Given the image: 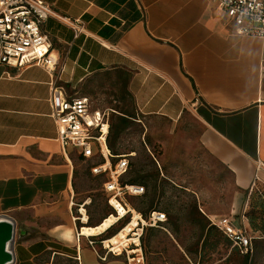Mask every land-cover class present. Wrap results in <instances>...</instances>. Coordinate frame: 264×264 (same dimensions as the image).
Segmentation results:
<instances>
[{"label":"crops","instance_id":"1","mask_svg":"<svg viewBox=\"0 0 264 264\" xmlns=\"http://www.w3.org/2000/svg\"><path fill=\"white\" fill-rule=\"evenodd\" d=\"M44 1L83 29L57 15L44 22L57 58L54 71L0 63V215L17 224L12 264H127L125 254L101 259L107 251L100 241L131 214L90 237L77 235L89 221L98 226L112 209L96 207L82 187L99 159L62 145L52 107L55 84L69 97H87L92 110L138 122L160 179L172 181L166 166L180 161L172 157L178 146L189 149L188 162L197 168L232 172L241 192L230 214L228 208L222 215L206 213L198 198L206 193L189 187L147 182L143 195L128 197L143 217L152 211L168 216L162 226L144 229L147 264H157L165 251L169 261L204 264L225 240L236 249L211 219L230 216L252 231L245 217L248 192L264 184V37L237 33L213 0ZM162 123L186 132L183 145L156 136ZM152 147L163 151L161 161ZM128 155L131 168L135 152ZM133 180L141 177L131 174L127 181ZM189 193L193 201L183 203ZM80 207L87 221L78 219Z\"/></svg>","mask_w":264,"mask_h":264},{"label":"built area","instance_id":"2","mask_svg":"<svg viewBox=\"0 0 264 264\" xmlns=\"http://www.w3.org/2000/svg\"><path fill=\"white\" fill-rule=\"evenodd\" d=\"M213 1L217 2L219 11L232 23L237 33L264 37V0ZM51 15L63 18L78 32L83 29L77 21L58 15L44 0H0V63L16 67L37 64L54 71L57 58L50 37L43 30L44 22ZM52 107L63 147L78 149L85 159L99 158V162L92 165L91 172L106 178L103 190L113 208L110 216L116 218L114 224L131 214L120 231L124 230L132 223L136 213L130 207L128 197L143 195L146 188L121 181L130 168V159L128 154H114L109 146L110 111L92 110L87 97H69L66 88L59 84L52 88ZM80 211L82 216L78 219L87 221L86 209L80 207ZM167 220L166 212L152 211L147 217L139 214L138 225L118 247L111 241L112 237L100 241L107 251L100 258L106 259L108 253L125 254L127 264H147L142 243L144 229L160 227ZM211 222L241 253L254 250L255 236L246 227L236 225L232 217L222 216L211 219ZM82 229L77 233L78 237L84 235ZM89 243L94 246L96 241L90 239Z\"/></svg>","mask_w":264,"mask_h":264},{"label":"rangeland","instance_id":"3","mask_svg":"<svg viewBox=\"0 0 264 264\" xmlns=\"http://www.w3.org/2000/svg\"><path fill=\"white\" fill-rule=\"evenodd\" d=\"M127 110H131V108H128ZM135 117L137 118V116ZM118 119L119 117L117 115L111 116L110 139L115 145V152L125 154L135 152L134 158L131 159V168L123 177L124 181L130 180L132 174L133 176L144 177L151 187L154 185L158 188L189 187L198 190V192L203 191L206 195H200L198 198L204 206L206 213L222 215L227 213L226 208H228V214H230V208L237 193L241 191L236 186L234 176L229 169L228 172H226L217 165L215 168L213 167L214 165L207 168L203 164L197 168V165H191L188 162L187 156L190 154L189 149L187 147L183 148L182 146H178L173 149L172 157L175 156L176 158H179L181 162L178 161V159L173 158L174 162H170V164L166 166V170L172 181L166 180V178L160 179L157 177L159 176L157 175L158 172L161 171L160 166L155 160L153 154H151L146 147L142 135V126H140L138 122L130 120L128 127L121 132L119 137H116ZM158 129L159 132L156 133L158 138H165L170 143L181 142L178 145H183L182 141L185 139L182 136H184L186 132L183 133L181 130L171 131L170 129H174V126L169 123H162V125L158 124ZM152 152L156 155L158 160L161 161L160 152L162 153L163 151L160 148L152 147ZM197 156L198 155H194V158L196 159ZM200 156L201 157H198V159H202V154ZM185 174H187L186 176L188 177H186ZM86 176V180L82 182V187L85 190H88V195L92 197L95 206L99 209H110L107 202V194L103 190V178L93 174H88ZM144 185L148 190V185ZM263 185L264 184H260L259 187L262 188ZM145 195L143 197H145ZM132 198L128 200L131 202ZM196 198L197 197H195V199ZM182 199L184 200L183 203H191L194 198L191 193H189L184 195ZM139 203L140 199L136 202L132 201L133 206ZM238 221L240 222V220ZM253 232L257 239L255 240L256 249L253 255L247 258L236 249H233L231 243L228 240H225L223 243L217 245L219 248L217 253L207 258L204 264H264V234L260 231H255L254 229ZM218 237L217 234H213L211 239H215L216 241L219 240ZM206 245H209V243H206ZM172 254L175 255V252H172ZM169 256L172 257L171 254H168L165 251V253L161 255V258L157 259V264H193L191 261L187 260V258L183 260L173 258L175 259L174 261H169ZM201 264H203V262Z\"/></svg>","mask_w":264,"mask_h":264},{"label":"trees","instance_id":"4","mask_svg":"<svg viewBox=\"0 0 264 264\" xmlns=\"http://www.w3.org/2000/svg\"><path fill=\"white\" fill-rule=\"evenodd\" d=\"M118 128L116 129L117 130V135L116 137H119L121 135V132L128 127L129 125V122H130V118L129 117H125V116H120L119 119H118ZM110 135H111V132H110ZM111 136L109 137V146L111 148V150L113 151L114 154H121V153H118V152H115V145L111 142L110 140ZM129 172V170H128ZM127 172V173H128ZM126 173V174H127ZM125 174V175H126ZM124 175V176H125ZM96 176H99V177H102L103 178V183L105 182L106 178L104 176H101V175H96ZM121 177V181L123 183H128V184H142L143 186H145L144 184H147V180H145L144 177H141V180L140 181H136V180H133L131 183L129 181H124L123 180V177ZM135 182H139V183H135ZM261 183H257L254 185V187L252 188L251 191L248 192V207H247V210L245 212V217L249 220L250 222V226H251V229H252V233H253V229L255 231H260L264 234V185L261 187H259ZM146 188V187H145ZM107 194V193H106ZM108 194H107V202H108ZM109 204V202H108ZM110 206V205H109ZM111 207V206H110ZM112 211L110 213H108L103 219L102 221L99 223L101 224L110 214L113 213V208L111 207ZM107 212V211H106ZM144 213V212H143ZM145 214V213H144ZM122 220V219H121ZM120 220V221H121ZM118 223V222H117ZM98 224V225H99ZM114 225V224H113ZM88 226H92L91 224V221H89L88 223ZM214 226L215 228L219 229L217 226L215 225H212ZM122 229V228H121ZM120 229V230H121ZM119 230V231H120ZM118 233V231L116 233H114L112 236L116 235ZM254 235V234H253ZM110 237V238H111ZM255 239H256V236H255ZM257 240V239H256ZM236 249H238L237 247H234ZM255 249H256V243L254 242V250L252 252H249L247 254H243L241 252L242 255L246 256L247 258L251 255L254 254L255 252Z\"/></svg>","mask_w":264,"mask_h":264},{"label":"water","instance_id":"5","mask_svg":"<svg viewBox=\"0 0 264 264\" xmlns=\"http://www.w3.org/2000/svg\"><path fill=\"white\" fill-rule=\"evenodd\" d=\"M17 235V224L13 217L0 215V264L14 262L13 245Z\"/></svg>","mask_w":264,"mask_h":264},{"label":"bare ground","instance_id":"6","mask_svg":"<svg viewBox=\"0 0 264 264\" xmlns=\"http://www.w3.org/2000/svg\"><path fill=\"white\" fill-rule=\"evenodd\" d=\"M85 219L87 220V215L85 216ZM138 219L139 214L135 213V218L132 221L131 224L127 225L126 228L122 231H119L116 235H114L111 238V241L116 244V247L120 245V243L126 241L128 239V233L134 229V226L138 225ZM116 218L114 216L108 217L105 221H103L98 226L92 227V226H84L82 231L86 235H92L96 233H100L110 227L114 224Z\"/></svg>","mask_w":264,"mask_h":264}]
</instances>
